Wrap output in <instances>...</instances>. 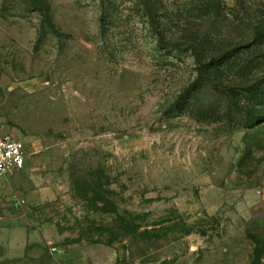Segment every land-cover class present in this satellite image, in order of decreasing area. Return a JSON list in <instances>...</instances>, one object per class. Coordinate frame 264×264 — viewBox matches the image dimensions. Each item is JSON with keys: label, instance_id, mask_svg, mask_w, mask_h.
Here are the masks:
<instances>
[{"label": "rangeland", "instance_id": "1", "mask_svg": "<svg viewBox=\"0 0 264 264\" xmlns=\"http://www.w3.org/2000/svg\"><path fill=\"white\" fill-rule=\"evenodd\" d=\"M0 125V264H264V0H0Z\"/></svg>", "mask_w": 264, "mask_h": 264}, {"label": "built area", "instance_id": "2", "mask_svg": "<svg viewBox=\"0 0 264 264\" xmlns=\"http://www.w3.org/2000/svg\"><path fill=\"white\" fill-rule=\"evenodd\" d=\"M26 152L24 143L0 125V177L23 170L26 166Z\"/></svg>", "mask_w": 264, "mask_h": 264}, {"label": "trees", "instance_id": "3", "mask_svg": "<svg viewBox=\"0 0 264 264\" xmlns=\"http://www.w3.org/2000/svg\"><path fill=\"white\" fill-rule=\"evenodd\" d=\"M211 68H217V66L215 65V64H210L209 65ZM204 69L202 68V71H203ZM260 91V90H259ZM259 91H257V94H260V92ZM231 110H233L234 109V111L235 112H238V113H242L243 111H244V108L242 107V106H238V105H235V104H231L230 105V107H229ZM229 109V110H230Z\"/></svg>", "mask_w": 264, "mask_h": 264}]
</instances>
